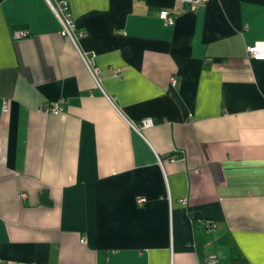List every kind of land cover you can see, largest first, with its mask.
<instances>
[{
  "label": "crops",
  "instance_id": "obj_1",
  "mask_svg": "<svg viewBox=\"0 0 264 264\" xmlns=\"http://www.w3.org/2000/svg\"><path fill=\"white\" fill-rule=\"evenodd\" d=\"M67 1L0 0V264H264V0Z\"/></svg>",
  "mask_w": 264,
  "mask_h": 264
},
{
  "label": "built area",
  "instance_id": "obj_2",
  "mask_svg": "<svg viewBox=\"0 0 264 264\" xmlns=\"http://www.w3.org/2000/svg\"><path fill=\"white\" fill-rule=\"evenodd\" d=\"M181 2H186L188 7L191 9H196L199 5L203 4L207 0H178ZM51 9L54 11L56 16L61 22V32L67 36H69L73 42L76 43V34L74 32V23H73V18L72 14L69 8V3L67 0H57L56 3L51 2L48 0ZM162 17L165 19L167 23H172L174 16L166 11L161 12ZM28 35V30L23 28V27H16L13 29L12 32V37L13 38H20L23 36ZM247 52L249 56L253 58H262L264 59V40H258L255 41L247 46ZM80 55L89 70L91 76L93 77L95 83L97 85H100L99 82V73H100V68L99 66L95 63L94 60V54L90 53H83L80 52ZM116 74H120L119 71H117ZM171 82L174 84L176 82V79L174 76H171ZM7 103L5 100L2 101V108L6 109ZM38 108L43 110L44 112L52 111L56 112L62 108L61 102H54V103H46V102H40L38 104ZM153 123V119L151 117H145L139 120V122H133L131 123L136 129L140 130V128L149 126ZM170 159H174V156H170ZM21 196L25 195V192H20ZM138 202H143L145 201V197L141 196L137 198ZM181 201H184V199H181ZM205 229L207 231H213L216 229V223L212 219H207L204 222ZM84 236L81 237V240H84ZM217 258V254L215 253H210L207 254L203 257V259L199 262V264H212Z\"/></svg>",
  "mask_w": 264,
  "mask_h": 264
},
{
  "label": "water",
  "instance_id": "obj_3",
  "mask_svg": "<svg viewBox=\"0 0 264 264\" xmlns=\"http://www.w3.org/2000/svg\"><path fill=\"white\" fill-rule=\"evenodd\" d=\"M41 200L47 202V193L45 191H43L41 194Z\"/></svg>",
  "mask_w": 264,
  "mask_h": 264
}]
</instances>
